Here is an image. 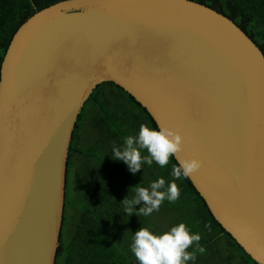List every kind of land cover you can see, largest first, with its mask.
<instances>
[{
	"label": "water",
	"instance_id": "1",
	"mask_svg": "<svg viewBox=\"0 0 264 264\" xmlns=\"http://www.w3.org/2000/svg\"><path fill=\"white\" fill-rule=\"evenodd\" d=\"M110 82L156 125L213 219L264 264V54L190 0H62L29 17L0 65V264H55L78 115Z\"/></svg>",
	"mask_w": 264,
	"mask_h": 264
},
{
	"label": "trees",
	"instance_id": "2",
	"mask_svg": "<svg viewBox=\"0 0 264 264\" xmlns=\"http://www.w3.org/2000/svg\"><path fill=\"white\" fill-rule=\"evenodd\" d=\"M59 1L62 0H0V65L17 29L35 12ZM190 1L204 5L231 20L264 54V0ZM110 88L122 94L137 112H130L124 104L125 100L117 95H113L111 99L107 91ZM87 105L91 107L89 111L85 108ZM93 109L96 112L89 119V125L97 137L94 146L81 150L77 147V132ZM141 124L157 129L145 109L114 84L110 82L99 84L90 94L78 115L70 143L65 176L63 220L55 264H138L130 250L134 233L140 228H149L154 234L164 232L152 215L139 214L138 211L144 206L143 204L133 205L134 211L131 215L125 212L123 200L133 199L138 187L150 189L151 183L148 184L146 180H135L138 172L131 173L126 164L115 160L112 154L114 146L122 148L125 137L137 135ZM100 149L105 151L107 149V162L104 160L101 163L103 152ZM143 152L147 153L146 150H141L142 156L148 155V153L143 155ZM75 154L85 157L82 166L87 170L90 163L94 162L101 167L96 177H92L89 171H84V175L75 174L72 187L70 171L72 157ZM173 165L178 166L171 157L169 164L164 168L155 162L150 168H147L149 166L147 164L141 166L150 174L152 183L160 178L164 179L165 188L160 191H166L171 182H175L180 189L179 199L174 203H169L165 199L155 214L178 216L191 233L201 235L199 244L204 246L206 251L203 254L199 253L194 242L187 251L195 252L196 259L188 261L187 264H257L213 219L189 180L184 177L179 180L174 179ZM134 182L137 184L134 185ZM71 191L78 195L75 210L78 212V221L73 227L69 240L65 242L63 224L66 220V210L70 205L68 198Z\"/></svg>",
	"mask_w": 264,
	"mask_h": 264
},
{
	"label": "clouds",
	"instance_id": "3",
	"mask_svg": "<svg viewBox=\"0 0 264 264\" xmlns=\"http://www.w3.org/2000/svg\"><path fill=\"white\" fill-rule=\"evenodd\" d=\"M141 150H146L148 155L142 156ZM182 151L181 135L169 128H150L141 124L135 137L127 136L123 139V146L113 147L112 154L115 160L123 161L128 170L135 174L141 169L142 164L149 166L155 162L161 168L169 164L170 158ZM178 159V166L173 165L172 176L175 180L181 177L188 178L201 167V162L195 158ZM163 178L151 183L150 189L138 187L135 197L131 200L124 199L125 212L133 214V205L143 204L139 214L150 216L154 211H159L161 204L167 199L169 203L176 202L180 197V189L175 182L168 184L166 191ZM201 235L191 233L189 228L180 223L171 227L167 232L154 234L149 228H140L134 233L131 252L138 264H187L195 260V252L187 249L195 242L197 251L203 254L206 249L200 245Z\"/></svg>",
	"mask_w": 264,
	"mask_h": 264
},
{
	"label": "rangeland",
	"instance_id": "4",
	"mask_svg": "<svg viewBox=\"0 0 264 264\" xmlns=\"http://www.w3.org/2000/svg\"><path fill=\"white\" fill-rule=\"evenodd\" d=\"M107 91H108V94H110L111 99H112V97H114L113 95H117L121 99L125 100L124 104L130 112L136 111V108L133 107L131 104H129L126 101V99L123 97L122 94H120L119 92H117L111 88H110V90L107 89ZM85 108L87 109V111H89L88 109H91L90 105H87ZM95 112L96 111L94 109L90 110V113L87 115V120H86V122H84L85 124L83 123L81 126V129L79 130V132H77V137H78L77 147L80 148L81 150H86V149L94 146V142L96 140L97 134H95L90 129L89 119H91V117H93ZM100 151L103 152L102 157L100 159L101 163L104 160L107 162V158H108L107 152L103 149H100ZM143 155H147V153L143 152ZM84 162H85L84 156H81L78 154L73 155L72 163H71L72 169L70 171V175H71L70 186H72V187L74 186L75 174L84 175V171H89V173L91 174L92 177H96L97 172L99 170V167H101V165H97L95 162L90 163L88 170H87L85 166H82ZM150 167L151 166H148L147 168H150ZM107 168L109 169V167H107ZM135 180H138V181L146 180L148 184L152 183V181H153L150 178V174H148L146 172V169L142 166H141V169L138 171ZM133 184L136 185L137 182H134ZM68 200L70 202V205L66 210V213H65L66 214L65 215L66 220L64 221V224H63V239L65 242H67L69 240V238H70L69 236L73 232V227H74L75 223H77V221H78V214H77L78 212L75 211L76 210V204L78 203L77 193L74 191H71ZM151 215L155 220L158 221L159 226H161L163 228L164 232L169 231L171 229V227L177 226L178 224L181 223V220L179 219L178 216L175 217L171 214H164V215L159 216V214H157V213L155 214V211H154ZM66 216H67V218H66Z\"/></svg>",
	"mask_w": 264,
	"mask_h": 264
},
{
	"label": "flooded vegetation",
	"instance_id": "5",
	"mask_svg": "<svg viewBox=\"0 0 264 264\" xmlns=\"http://www.w3.org/2000/svg\"><path fill=\"white\" fill-rule=\"evenodd\" d=\"M106 152L108 153L107 149H106Z\"/></svg>",
	"mask_w": 264,
	"mask_h": 264
}]
</instances>
